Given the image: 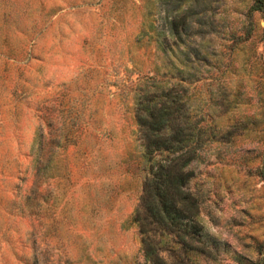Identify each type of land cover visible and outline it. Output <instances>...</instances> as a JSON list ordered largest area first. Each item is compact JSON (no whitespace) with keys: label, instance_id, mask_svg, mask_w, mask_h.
I'll use <instances>...</instances> for the list:
<instances>
[{"label":"rangeland","instance_id":"374dc122","mask_svg":"<svg viewBox=\"0 0 264 264\" xmlns=\"http://www.w3.org/2000/svg\"><path fill=\"white\" fill-rule=\"evenodd\" d=\"M182 104L197 250L264 264V5L0 0V264H152L133 216L151 166L136 111Z\"/></svg>","mask_w":264,"mask_h":264},{"label":"trees","instance_id":"16d2710c","mask_svg":"<svg viewBox=\"0 0 264 264\" xmlns=\"http://www.w3.org/2000/svg\"><path fill=\"white\" fill-rule=\"evenodd\" d=\"M257 2L264 5V0ZM181 105L170 97H150L141 101L136 111L149 159L169 153L151 166L133 216L142 235L144 256L152 264H169L161 256L163 236L172 237L187 251L201 250L196 244L202 229L200 204L189 189L193 177L189 166L197 150L190 144L194 136Z\"/></svg>","mask_w":264,"mask_h":264}]
</instances>
